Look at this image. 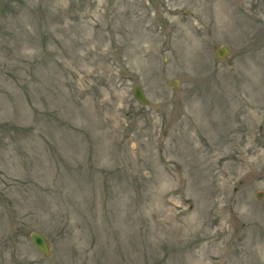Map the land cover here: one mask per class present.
<instances>
[{
    "label": "rangeland",
    "instance_id": "obj_1",
    "mask_svg": "<svg viewBox=\"0 0 264 264\" xmlns=\"http://www.w3.org/2000/svg\"><path fill=\"white\" fill-rule=\"evenodd\" d=\"M0 264H264V0H0Z\"/></svg>",
    "mask_w": 264,
    "mask_h": 264
},
{
    "label": "water",
    "instance_id": "obj_2",
    "mask_svg": "<svg viewBox=\"0 0 264 264\" xmlns=\"http://www.w3.org/2000/svg\"><path fill=\"white\" fill-rule=\"evenodd\" d=\"M228 48L223 46L220 47L217 51V56L219 58H224L227 55ZM178 81L177 80H172L170 81V85L175 87L177 85ZM134 95L135 97L139 100L140 103L142 104H147L149 103V99L146 97L142 87L137 84L134 87ZM263 196V192H258V197L261 198ZM30 241L33 243V245L40 250L44 255L49 256L51 254V248H50V242L47 239V237L39 232V231H33L30 234Z\"/></svg>",
    "mask_w": 264,
    "mask_h": 264
}]
</instances>
